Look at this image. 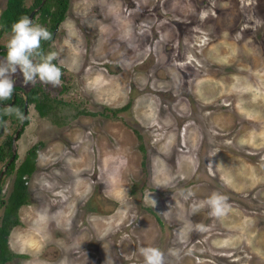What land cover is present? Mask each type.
I'll return each mask as SVG.
<instances>
[{
    "label": "rangeland",
    "instance_id": "rangeland-1",
    "mask_svg": "<svg viewBox=\"0 0 264 264\" xmlns=\"http://www.w3.org/2000/svg\"><path fill=\"white\" fill-rule=\"evenodd\" d=\"M50 43L61 86L35 85L64 104L62 123L29 104L13 142L15 164L37 146L9 238L29 256L18 264H93L68 252H96L107 233L108 264H143L142 246L180 249L173 264H264V0H69ZM11 78L21 96L32 86ZM5 121L0 140L19 125ZM213 191L228 214L193 215Z\"/></svg>",
    "mask_w": 264,
    "mask_h": 264
},
{
    "label": "clouds",
    "instance_id": "clouds-1",
    "mask_svg": "<svg viewBox=\"0 0 264 264\" xmlns=\"http://www.w3.org/2000/svg\"><path fill=\"white\" fill-rule=\"evenodd\" d=\"M52 33L39 23H34L28 16H22L11 24L9 39L7 41V52L3 61H0V102L9 101L14 93L13 74L19 71L22 73L25 85H35L37 81L54 88L61 86L63 75L61 67L57 66L59 59L56 51H45L42 42L50 41ZM62 64L63 61H60ZM4 116H14L20 123L26 119L19 107L7 106L3 109ZM7 122L0 118V125ZM230 144V141H226ZM213 165L209 163L208 167ZM222 167V165H220ZM189 195H193L189 193ZM153 208L156 201L148 197ZM228 196L218 191H213L203 201H198L192 206V214H197L202 208L208 207L210 215L220 218L228 214L231 205L228 203ZM189 232L193 230L205 231L203 223H192L188 221ZM139 255L143 258V264H173V261L180 257V249H169L167 253L156 246H142L138 249ZM61 264H64L62 261ZM199 264H214L212 261L201 260Z\"/></svg>",
    "mask_w": 264,
    "mask_h": 264
},
{
    "label": "trees",
    "instance_id": "trees-1",
    "mask_svg": "<svg viewBox=\"0 0 264 264\" xmlns=\"http://www.w3.org/2000/svg\"><path fill=\"white\" fill-rule=\"evenodd\" d=\"M41 0H31L30 4L26 6L24 0H6L4 8L0 11V37L4 33H10V26L12 23L18 20L22 16H28L31 10L36 8ZM69 0H43L40 7L36 9L32 16L33 22H38L40 25L46 27L51 33L56 23L63 20L65 12L68 7ZM50 41L42 42V48L47 53L52 51L49 46ZM0 55L6 56L7 46L0 44ZM56 63V61H53ZM57 66H59L57 64ZM60 67V66H59ZM17 87H14V93L12 101L0 102V118L5 120H10L15 123L19 121L14 116H4L3 109L7 106L19 107L21 110L23 108L24 100L27 105L31 104L33 109L36 111L39 117H46L54 124H60L62 121H57L51 116L57 113L60 106L64 105L61 101L52 98L41 86L32 85L23 91V96L16 93ZM126 106V105H125ZM123 106V107H125ZM115 111V110H113ZM82 113H88L82 111ZM26 117V116H25ZM27 123V117L22 123V127ZM21 132L19 130L18 134ZM1 136V134H0ZM11 135H5L0 140V162L5 163L11 155L10 145H11ZM137 137L140 136L137 134ZM36 145L29 147L24 155V158L15 164L13 160L7 165L3 172V175H9L13 173L11 188L4 200H0V206L2 207L0 213V261L2 259L4 249L2 235L5 233L4 226H14L18 223L17 210L18 208L27 203V190H26V178L34 170V161L36 155ZM140 149L142 148L139 146ZM142 150V149H141ZM2 175V176H3ZM159 222L158 217L156 216Z\"/></svg>",
    "mask_w": 264,
    "mask_h": 264
},
{
    "label": "flooded vegetation",
    "instance_id": "flooded-vegetation-1",
    "mask_svg": "<svg viewBox=\"0 0 264 264\" xmlns=\"http://www.w3.org/2000/svg\"><path fill=\"white\" fill-rule=\"evenodd\" d=\"M57 25H58V23H56L55 24V26H54V28H53V30H52V36H53V33H54V31L56 30V28H57ZM51 41V40H50ZM49 46H50V48H51V50H52V47H51V43L49 42ZM53 51V50H52ZM57 64V63H56ZM60 66V65H59ZM61 68H62V66H60ZM80 75V74H79ZM66 86H64V88H65ZM6 169V168H5ZM4 172V171H3ZM3 172H2V175H3ZM2 175H1V177H2ZM0 177V178H1ZM109 203H111L112 205H114L112 202H110V201H108ZM115 207H116V205H115ZM15 226H4V228H5V233L2 235V237L4 238V240H3V244H4V249H2V253H3V255H2V259H1V261H0V264H18V263H22L23 261H25L24 259L25 258H28L29 259V256L28 255H26L25 253H23V252H21L20 250H18L17 252H15L14 250H12V248H11V244H10V241H9V238H11V232H12V229L14 228ZM76 229V235L78 236L81 232H79L78 233V231H80L79 229H77V227H75V226H72L71 227V229ZM114 232H115V230H113ZM113 234L114 233H107L106 235H104V237H106V238H109V237H113ZM81 235V237L78 239V242H76V243H79L80 244V240L81 239H83L82 237H84L85 236V234H83V232L80 234ZM102 238V239H99V245L97 246V251L96 252H94V251H92V252H90L89 250L90 249H88V248H81L80 250H71V251H69L68 252V254H70V255H72V253H79V254H74L75 256V258H78V257H81L83 254H87V253H89V255H91V254H95V262L93 263V264H108L109 262H106V260H104V263L102 262V257H103V247H104V245L103 244H105V241L107 240L106 238ZM104 239H106V240H104ZM76 241V240H75ZM82 243V245H84V244H86L85 243V241H82L81 242ZM105 247H107L108 248V246L107 245H105ZM108 250V249H107ZM89 251V252H88ZM121 253V252H120ZM81 254V255H80ZM119 254V253H118ZM56 255H58V253L57 254H55V255H53L52 257H51V259H50V262L51 263H53V262H55V264H56V262H57V257H56ZM39 257V256H38ZM42 257H44V258H46L47 257V255L44 253L43 255H42ZM135 257V256H134ZM50 258V257H49ZM98 258H99V261H98ZM119 259V258H118ZM122 260H124V261H126L127 262V264H130V263H134V262H132L131 260V257L130 256H127L126 258H122ZM134 260V259H133ZM109 261V260H108ZM89 263H91V262H89ZM85 264H88V261L85 263ZM92 264V263H91ZM115 264H116V261H115Z\"/></svg>",
    "mask_w": 264,
    "mask_h": 264
},
{
    "label": "water",
    "instance_id": "water-1",
    "mask_svg": "<svg viewBox=\"0 0 264 264\" xmlns=\"http://www.w3.org/2000/svg\"><path fill=\"white\" fill-rule=\"evenodd\" d=\"M42 2H43V0L40 1V3L38 4V6H37L36 8H34L33 10L30 11V13L28 14V17H29L30 19L32 18V16H33L34 12L36 11V9H37L38 7H40V5L42 4ZM0 50H1V49H0ZM11 101H12V100H11ZM26 107H27V102L24 100V102H23V108H22V111H23L24 115H26ZM21 126H22V123L19 122V125H18L17 130L14 132L13 136L11 137V145H10L11 155H10V157L8 158V160L4 163V165H3V167H2V170L0 171V177H1V175H2V172H3V171L5 170V168L7 167V165H8V164L13 160V158H14L15 151H14V149H13V142L15 141V139H16V137H17V135H18V132H19ZM2 128H3V124H2L1 127H0V132H1Z\"/></svg>",
    "mask_w": 264,
    "mask_h": 264
}]
</instances>
